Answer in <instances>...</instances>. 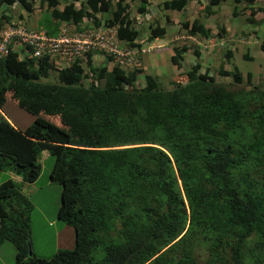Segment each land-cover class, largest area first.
Masks as SVG:
<instances>
[{
  "label": "trees",
  "instance_id": "1",
  "mask_svg": "<svg viewBox=\"0 0 264 264\" xmlns=\"http://www.w3.org/2000/svg\"><path fill=\"white\" fill-rule=\"evenodd\" d=\"M44 1L55 26L110 12L103 24L127 45L165 33L149 16L143 35L126 0H68L60 9L58 0ZM137 1L135 11L147 14V0ZM189 1L159 7L183 11ZM221 1L207 0L203 17ZM233 1L235 17L240 0ZM14 3L32 10L27 0H0V7ZM247 8L253 17L256 8ZM181 26L211 37L201 20ZM224 33L220 26L216 38ZM185 51L172 47L177 69ZM33 62L12 50L0 58V107L8 93L32 116L23 129L0 116V171L19 177L0 183V245L12 244L14 264H264V78L255 85L248 74L244 83L234 67L217 70L230 80H216L196 60L180 72L183 81L165 87L145 74L134 88L139 70L94 66L88 52L90 73L74 60L55 81L46 56ZM41 152L53 157L48 177L61 185L57 218L73 233L72 248L49 258L27 254L32 204L20 191L38 177Z\"/></svg>",
  "mask_w": 264,
  "mask_h": 264
},
{
  "label": "rangeland",
  "instance_id": "2",
  "mask_svg": "<svg viewBox=\"0 0 264 264\" xmlns=\"http://www.w3.org/2000/svg\"><path fill=\"white\" fill-rule=\"evenodd\" d=\"M28 1L33 3L31 11L24 10L17 3L12 4L9 8L1 6L0 26L15 28L19 25L26 31H39L41 33H45L46 29L50 32L54 28V32L50 34L56 36H63L64 34L70 36L75 32H79L81 33L80 38L92 43L89 44L90 48L87 52L91 55L94 66L103 64L107 67L119 65L125 71L139 70L133 84L134 88L144 85L145 74L156 76L158 84L165 87H169L171 82L183 81L184 76L180 72L188 69L190 64L196 60L200 64L199 70L201 72L207 70L209 75H212L216 80H230L229 77H219L217 70H232L235 67L241 73L244 83L247 80V75L250 74L249 79L252 84H263L264 0H255L252 3L240 0L236 5L239 13L236 17L230 15L234 4L233 0H223L217 6H213L211 10L214 11L209 17H203L202 12V7L207 0H190L183 11L163 10L159 7L162 0H147L148 13L143 16L139 15L134 9L138 3L137 0H126L128 5L126 10L129 13V18L132 19L133 25L140 26L143 35L148 32L147 25L152 20L150 17L155 18L157 25L162 26L165 30L161 39L145 41L138 37L135 41L136 47L127 45L126 42L113 41L110 38L112 29L103 24L106 18H110V12L95 13L94 18H83L80 23L73 26L66 23L59 24V22L55 26V20L47 16L50 8L47 7L46 1ZM66 1L68 0H58L59 3L56 7L61 8ZM75 4L77 5L78 2H75ZM248 5H252L257 10L251 18L247 17ZM164 17L168 18L167 21ZM92 19L99 20V22L96 23ZM193 19L201 20L211 30V34L215 36V29L220 26L227 28V30L224 29L225 43L220 45L219 41L217 42L213 36L204 39L201 36L188 35L181 23ZM35 20L36 22H34ZM105 30H109L110 36L107 35L106 40L116 48V53L107 51L97 43L98 40H95V36L101 35L102 37ZM88 34L91 35L87 36ZM47 35L49 34L47 33ZM182 45L186 47V51L180 57L181 68L177 69L170 60L173 54L172 47ZM13 49L23 54V48L15 46ZM194 50L199 52L198 56L193 53ZM226 50L230 52L228 58L224 54ZM125 52L129 54L124 55ZM143 54L146 58L143 57ZM109 55L111 60L108 62ZM244 55L248 56L249 59H246ZM77 56L82 72L89 73L85 63V53L82 52ZM19 57L22 56L19 55ZM48 80H55V72L50 71ZM81 82L87 84L85 79H82ZM0 112L4 113L20 129H23L32 121L31 114L16 103L14 104L8 93L6 94V101L0 107ZM54 120L57 121L56 118ZM39 162L41 165L40 173L34 182L27 185L23 190V194L32 204L29 215V239L33 254L39 258H49L57 250L72 248L73 233L69 226L64 225L57 218L61 185L58 182L50 181L48 177L53 165V157L46 154V152H41ZM4 179H6L5 175L1 177L0 181L2 182ZM1 248L3 250H0V264H14L12 244L4 242Z\"/></svg>",
  "mask_w": 264,
  "mask_h": 264
},
{
  "label": "built area",
  "instance_id": "3",
  "mask_svg": "<svg viewBox=\"0 0 264 264\" xmlns=\"http://www.w3.org/2000/svg\"><path fill=\"white\" fill-rule=\"evenodd\" d=\"M13 34H17L20 41L33 47L31 48L33 56H39L42 53L47 54L50 58L57 56L61 60L55 63L62 65L66 64L67 61L77 56L80 52L87 50L90 44L87 40H80L78 38L80 34L78 33L72 34L73 36L71 37L63 35L57 38H48L43 35L28 34L19 29L11 30L10 28H5L0 31V56L6 53L7 44ZM90 35L88 34L87 36ZM95 38L98 40L102 39L103 44L101 46H106V40L103 37L96 36ZM106 48L110 52H117L113 47L107 46Z\"/></svg>",
  "mask_w": 264,
  "mask_h": 264
},
{
  "label": "clouds",
  "instance_id": "4",
  "mask_svg": "<svg viewBox=\"0 0 264 264\" xmlns=\"http://www.w3.org/2000/svg\"><path fill=\"white\" fill-rule=\"evenodd\" d=\"M28 1V0H27ZM30 2V1H29ZM23 8V7H22ZM60 9V8H59ZM25 10V9H24ZM175 11V10H174ZM239 14V13H238ZM211 15V14H210ZM238 16V15H237ZM236 17V16H235ZM64 24H65V22H63ZM204 24V23H203ZM70 25H72L73 26V24H70ZM106 26V25H105ZM205 26V25H204ZM5 28H7L6 26L5 27H1L0 26V31L1 30H3V29H5ZM8 28H10L11 30H17V29H19V30H22V31H24L25 33H28V34H35L36 36H38V35H43L44 37H48V38H57V37H60V36H56L55 34H49V35H47V33H46V31H45V33L43 32V33H41V32H35V31H33V32H31V31H26L22 26H19V25H17V27H15V28H13V27H8ZM110 29H112V35L110 36L109 35V30H105V31H103V34H102V37L106 40V38H107V35L108 36H110V38H112L113 39V41H120V40H118L116 37H115V31H114V27H109ZM207 28V27H206ZM209 29V28H208ZM210 30V29H209ZM76 34L78 33V34H80L81 35V33H79V32H75ZM75 33H73V34H75ZM210 34H211V30H210ZM66 37H71L72 36V34L70 35V36H67L66 34H64ZM79 35V36H80ZM224 35H225V33H224ZM78 36V38L80 39V40H83L82 38H80ZM99 36H101V35H99ZM211 36H213V38H215L216 39V41L218 42L219 41V44L221 45V44H223V43H225V37L223 36V38H220V39H217L216 38V36L215 35H213V34H211ZM96 37V36H95ZM95 40H98L97 38H95ZM100 40V41H99ZM98 40V44L101 46L102 44H103V42H102V39H99ZM156 40V39H155ZM121 42H123V41H121ZM90 43V42H89ZM106 43H108V44H105L106 46H101V47H103L104 49H106L107 51H108V49L106 48L107 46H110V47H113V48H115L114 46H112L111 44H109L110 42L109 41H107L106 40ZM90 44H92V43H90ZM136 44V43H135ZM15 46H18V47H21V48H23V54H20L18 51H16L15 49H13V47H15ZM44 46H45V43H44ZM134 47H136V46H134ZM31 48H33L31 45H28L27 43H23L22 41H20L19 40V36L17 35V34H13L12 36H11V38H10V40H9V42H8V44H7V51H6V53L5 54H3L2 56H0V58L1 57H3V56H5L6 54H7V52H8V50H12V51H14L16 54H17V58H32L33 60H34V62L33 63H35V66H37V60L39 59V58H41V57H44V56H46L47 57V61L51 64V68L49 69V71H48V73H49V75H50V71H53V72H55V80H56V74H57V70L59 69V68H64V67H67V66H69L70 64H71V62H73L74 60H77L78 62H79V59H78V56H75V57H73V58H71L69 61H67L66 62V64H57V63H55V62H57V61H59V60H61V59H59V57H57V56H55V57H53V58H50L47 54H45V53H42L41 55H39V56H33L32 55V49ZM89 48H90V46H89ZM88 48V49H89ZM88 49L87 50H85V51H82V52H84V53H86L87 51H88ZM116 49V48H115ZM141 51H143V49H141ZM82 52H80V53H82ZM110 52V51H109ZM79 53V54H80ZM111 53H113V52H111ZM127 54H129L128 52H125V54L124 55H127ZM19 55H21L22 57H19ZM124 55H122L123 57H125ZM79 64H80V62H79ZM116 66H118L119 68H121V69H123L121 66H119V65H116ZM124 70V69H123ZM89 71V70H88ZM88 72H86V74H87ZM90 73V72H89ZM82 79H85V80H87V83L89 82V79H88V77H85V78H83L82 77ZM82 79H80V83H82L81 82V80ZM54 80V81H55ZM83 85H85L86 86V84H84V83H82ZM16 103V102H15ZM2 116V115H1ZM47 154V153H46ZM38 162H39V158H38ZM40 163V162H39ZM41 166V165H40ZM1 183V182H0ZM20 191L23 193V190H22V188H20ZM30 252V253H29ZM27 254L28 255H34L33 254V251H32V248H31V245H29L28 246V251H27Z\"/></svg>",
  "mask_w": 264,
  "mask_h": 264
},
{
  "label": "crops",
  "instance_id": "5",
  "mask_svg": "<svg viewBox=\"0 0 264 264\" xmlns=\"http://www.w3.org/2000/svg\"><path fill=\"white\" fill-rule=\"evenodd\" d=\"M32 3V2H31ZM32 6H33V3H32ZM166 10H168V9H166ZM170 11H172V10H170ZM174 11V10H173ZM213 11L214 10H212L211 11V14L213 13ZM34 22H36V20L34 21ZM64 24L63 22H59V24ZM203 23V22H202ZM59 24H58V26H59ZM206 27V26H205ZM224 29H226L227 30V28H224ZM215 31H217V29H215ZM213 32V31H212ZM143 57L144 58H146L145 57V55L143 54ZM5 101H6V99H5ZM13 103L15 104V101L13 100ZM0 115H2L4 118H6L10 123H12L11 122V120L4 114V113H2V112H0ZM6 176V178H10L11 180H13V181H15V182H18L19 181V177L18 176H16V175H13L12 173H10L9 171H0V180H1V177H3V176ZM36 180V179H35ZM34 180V181H35ZM1 182V181H0ZM27 185H29V183H23L21 186H20V188H22V190H24L26 187H27ZM26 192H27V190H26ZM4 243H2L1 245H0V250H3V248H1L2 247V245H3ZM1 258V257H0Z\"/></svg>",
  "mask_w": 264,
  "mask_h": 264
},
{
  "label": "water",
  "instance_id": "6",
  "mask_svg": "<svg viewBox=\"0 0 264 264\" xmlns=\"http://www.w3.org/2000/svg\"><path fill=\"white\" fill-rule=\"evenodd\" d=\"M30 253V252H29Z\"/></svg>",
  "mask_w": 264,
  "mask_h": 264
}]
</instances>
